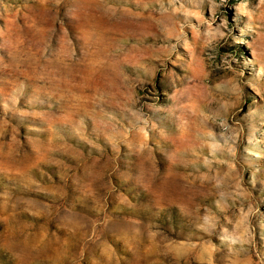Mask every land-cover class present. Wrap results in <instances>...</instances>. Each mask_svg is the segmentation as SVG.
Wrapping results in <instances>:
<instances>
[{"label": "rangeland", "instance_id": "374dc122", "mask_svg": "<svg viewBox=\"0 0 264 264\" xmlns=\"http://www.w3.org/2000/svg\"><path fill=\"white\" fill-rule=\"evenodd\" d=\"M0 264H264V0H0Z\"/></svg>", "mask_w": 264, "mask_h": 264}]
</instances>
